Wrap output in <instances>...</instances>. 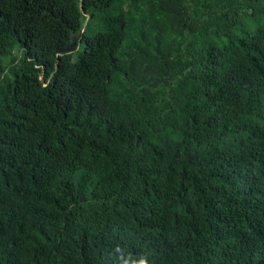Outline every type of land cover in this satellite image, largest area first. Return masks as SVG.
<instances>
[{"label": "trees", "instance_id": "16d2710c", "mask_svg": "<svg viewBox=\"0 0 264 264\" xmlns=\"http://www.w3.org/2000/svg\"><path fill=\"white\" fill-rule=\"evenodd\" d=\"M0 264H264V0H0Z\"/></svg>", "mask_w": 264, "mask_h": 264}, {"label": "water", "instance_id": "95a60500", "mask_svg": "<svg viewBox=\"0 0 264 264\" xmlns=\"http://www.w3.org/2000/svg\"><path fill=\"white\" fill-rule=\"evenodd\" d=\"M76 46H77V39L74 37L73 38V44L72 45L67 46V47L60 48L58 50V52L61 53V54L69 53V52L74 51L76 49Z\"/></svg>", "mask_w": 264, "mask_h": 264}]
</instances>
